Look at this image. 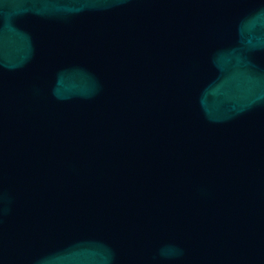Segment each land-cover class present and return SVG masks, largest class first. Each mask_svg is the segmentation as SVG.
I'll return each mask as SVG.
<instances>
[{"label": "water", "instance_id": "obj_1", "mask_svg": "<svg viewBox=\"0 0 264 264\" xmlns=\"http://www.w3.org/2000/svg\"><path fill=\"white\" fill-rule=\"evenodd\" d=\"M0 264H264V0H0Z\"/></svg>", "mask_w": 264, "mask_h": 264}]
</instances>
